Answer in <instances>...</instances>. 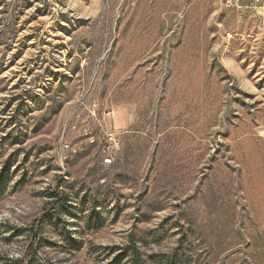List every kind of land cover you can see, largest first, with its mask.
Masks as SVG:
<instances>
[{"label":"rangeland","instance_id":"374dc122","mask_svg":"<svg viewBox=\"0 0 264 264\" xmlns=\"http://www.w3.org/2000/svg\"><path fill=\"white\" fill-rule=\"evenodd\" d=\"M0 264H264L262 19L0 0Z\"/></svg>","mask_w":264,"mask_h":264},{"label":"built area","instance_id":"2783aa9c","mask_svg":"<svg viewBox=\"0 0 264 264\" xmlns=\"http://www.w3.org/2000/svg\"><path fill=\"white\" fill-rule=\"evenodd\" d=\"M237 9L253 10L262 19L264 24V0H229Z\"/></svg>","mask_w":264,"mask_h":264},{"label":"trees","instance_id":"16d2710c","mask_svg":"<svg viewBox=\"0 0 264 264\" xmlns=\"http://www.w3.org/2000/svg\"><path fill=\"white\" fill-rule=\"evenodd\" d=\"M61 191H59V188H56L55 190H54V192H53V195H57V196H60L61 197ZM60 204V206L61 205H63L61 202H59ZM42 221H37L36 220V222L34 223V226H32V228H33V235L34 236H38V234H39V232L41 231V225H42Z\"/></svg>","mask_w":264,"mask_h":264}]
</instances>
